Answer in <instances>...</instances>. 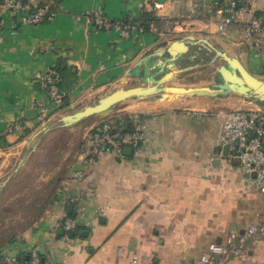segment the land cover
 <instances>
[{
	"label": "crops",
	"instance_id": "0c3cea01",
	"mask_svg": "<svg viewBox=\"0 0 264 264\" xmlns=\"http://www.w3.org/2000/svg\"><path fill=\"white\" fill-rule=\"evenodd\" d=\"M23 1L27 8L49 3L55 15L23 25L22 14L0 8V16L18 25L15 36L0 35V264L27 261L35 248L44 264H194L210 244L256 221L264 198L249 186L239 163L223 156V119L203 113L207 102L123 103L105 120L125 123L118 140L122 154L104 151L91 165L84 158L90 133L101 123H60L123 88V79L139 83L126 78L128 71L155 44L174 38L205 39L260 77L264 51L244 41V24L216 32L215 11L223 0ZM250 1L255 15L264 17V0ZM98 10L134 30L122 37L92 29L87 15ZM144 14L155 19L146 22L145 32ZM198 53L191 47L182 56L185 65H198ZM192 56L197 59L190 63ZM58 61L75 73L76 82L68 79L62 91L69 106L40 119L36 105L49 102L38 76ZM238 98L225 105L253 104ZM135 116L145 127L137 150L126 146ZM16 123L29 134L8 133ZM66 219L78 223L73 237L62 229ZM224 264H264V236Z\"/></svg>",
	"mask_w": 264,
	"mask_h": 264
},
{
	"label": "built area",
	"instance_id": "2783aa9c",
	"mask_svg": "<svg viewBox=\"0 0 264 264\" xmlns=\"http://www.w3.org/2000/svg\"><path fill=\"white\" fill-rule=\"evenodd\" d=\"M250 0H223L217 5L215 11V29L218 34H224L235 26H243V39L251 43L256 50L264 51V17H258L253 12ZM156 9L158 5L154 6ZM12 14L20 15L23 25H40L45 20H52L54 13L51 5L42 2L39 7L27 8L22 5V0H6L0 7ZM249 16L243 23L241 17ZM88 25L103 32L115 31L122 37H127L129 31L134 30L122 20L112 21L103 11L98 10L87 15ZM176 27V26H175ZM18 33V25L0 16V35L15 36ZM262 72L260 78L264 80V56L261 59ZM53 65L38 76L39 88L45 92L49 106L37 104V117L43 119L52 109H57L63 102L58 84L60 78ZM223 117L222 130L219 138L220 147H228L231 159L238 161L242 173L245 175L249 186L255 188L258 194L264 198V109L238 108L227 112L220 111ZM125 125L120 121H104L90 133V147L86 152L84 162L93 164L98 156L104 152H112L121 155L123 145L119 144L121 128ZM132 129L128 134L126 146L137 150L145 141L144 123L138 116L131 120ZM23 125L16 123L9 128L8 133H20ZM118 138V139H117ZM82 173H77L76 178L81 179ZM78 223L74 219H66L62 224L66 236L74 233ZM264 236V211L259 213L254 223L248 224L241 233H230L223 243H213L208 246L194 264H224L240 255L246 246ZM5 264H42L38 249L29 251L28 260L10 258Z\"/></svg>",
	"mask_w": 264,
	"mask_h": 264
},
{
	"label": "water",
	"instance_id": "95a60500",
	"mask_svg": "<svg viewBox=\"0 0 264 264\" xmlns=\"http://www.w3.org/2000/svg\"><path fill=\"white\" fill-rule=\"evenodd\" d=\"M22 5H26V1H23ZM191 47L198 49V54H200L198 55V61L200 63L203 61L201 56L206 57L211 54L210 64L216 61L222 62L214 77L216 84L199 88L168 86L169 82L176 81L179 78V74H188L197 67V65L186 66L187 60L182 58L190 51ZM203 51L205 54H202ZM196 59L195 56H192L189 62L193 63ZM134 77L140 80L141 85L128 87L132 82L123 79L121 83L124 88L113 91L93 105L62 117L60 123L63 127L68 128L83 123L90 118L103 115L130 100L168 103L185 100L208 101L216 98L224 99L229 96H240L248 102L264 104V80L249 72L238 57L229 56L225 51L213 46L205 39L197 40L194 37L174 38L171 41H162L155 44L152 49L143 55L135 67L128 71L126 78ZM42 132H39L36 136ZM125 151L130 150L126 148ZM227 153L228 147H224L223 156H227ZM73 235L74 233H69L70 237H73ZM42 264H44L43 259Z\"/></svg>",
	"mask_w": 264,
	"mask_h": 264
},
{
	"label": "rangeland",
	"instance_id": "374dc122",
	"mask_svg": "<svg viewBox=\"0 0 264 264\" xmlns=\"http://www.w3.org/2000/svg\"><path fill=\"white\" fill-rule=\"evenodd\" d=\"M202 54H205V53L202 52ZM203 57H205V56H201L203 61L201 63L197 62L198 65L194 70H192L188 74L181 75L176 81L169 82L168 86L181 87V88H199V87H208L210 85L216 84L214 77L216 75L217 69L222 64V62L216 61L213 64H210L209 62L212 58V54L206 56L205 58H203ZM136 85H141V83L140 82L139 83L138 82L131 83L128 87H132V86H136ZM123 88H124V85H123ZM238 97L239 96H229V97L224 98V99L216 98L214 100L205 101V102H207V104L202 106L203 113L211 115L210 117H213L214 120L219 119L221 121L223 119V117L221 115H219L220 111L227 112L230 110L238 109L240 107V106H237V107L231 109L230 106L225 105L227 103V101L232 102L233 104L239 103L236 101L237 99H239ZM134 101H137V100H130V102H134ZM185 101H193L192 103H195V102L200 101V100H185ZM96 102L97 101H94L92 104H95ZM183 103H185V102L184 101L183 102L182 101H173V102H168V103L162 104V105H166L169 107H180V106L184 105ZM256 107H261L262 109H264V104L260 106L257 103H253L252 105H249L246 108H256ZM118 109H120V108H118ZM115 112H116V110H113L112 113L114 114ZM113 114L109 115V113L107 112L106 114H103V115H105V117H103V116L98 117L97 116L94 118H90L87 122L92 123V121H94L95 125H99L100 123L105 121L107 119V117H111ZM236 162L238 163V161H236Z\"/></svg>",
	"mask_w": 264,
	"mask_h": 264
},
{
	"label": "trees",
	"instance_id": "16d2710c",
	"mask_svg": "<svg viewBox=\"0 0 264 264\" xmlns=\"http://www.w3.org/2000/svg\"><path fill=\"white\" fill-rule=\"evenodd\" d=\"M51 12H52V10H51ZM52 13H53V12H52ZM143 17H145V20H143L144 22L142 23L141 26H142V28H143V31L145 32V31H147V29H148V26H147L146 22H147V21L151 22V21H153V20L155 21V19H154V18H151V16H150L149 14H144ZM143 19H144V18H143ZM99 32H103V31H99ZM56 71H57L58 76H59V78H60V83L58 84V88H59L60 93L62 94L63 89L65 90V89H67V87L70 86V85H69V81H70V80H68V79H72V81H71V83H70V84H72V85L76 82V81H75V73H73V74L69 73L68 70H67V67H66L65 65H63L61 61H58V63H57V67H56ZM67 80H68V81H67ZM62 95H63V94H62ZM258 105L261 106V105H263V103H258ZM47 106L50 107L49 104H47ZM68 106H69V104H68V98L65 97V96L63 95V102H62V104L60 105L59 108H57V109H52V110H51V114H53V113L56 112V111L63 110V109H65V108L68 107ZM49 114H50V113H49ZM125 131L127 132L128 129L126 128ZM28 134H29V131H27V130H24V131H23V135H24V136H26V135H28ZM78 230H79V229L76 228L75 231H78Z\"/></svg>",
	"mask_w": 264,
	"mask_h": 264
}]
</instances>
